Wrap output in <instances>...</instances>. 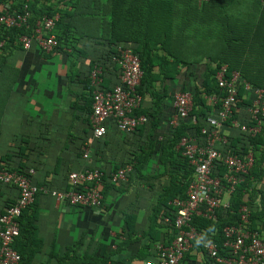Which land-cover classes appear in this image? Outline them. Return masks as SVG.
Segmentation results:
<instances>
[{
    "label": "crops",
    "instance_id": "crops-1",
    "mask_svg": "<svg viewBox=\"0 0 264 264\" xmlns=\"http://www.w3.org/2000/svg\"><path fill=\"white\" fill-rule=\"evenodd\" d=\"M8 2L17 4L20 0ZM163 8L153 15L149 28L160 35L167 33L168 63L174 56L189 64L186 67L178 62L172 77L159 76L152 84L153 91L161 96L157 100L158 122L152 132L157 142L170 133L169 120L174 112L171 96L182 88L193 91L199 87L206 65L231 66L264 89V7L258 0H209L201 5L196 0H165ZM129 43L120 44L132 48ZM156 48L157 54L163 53L158 45ZM1 52L16 74L10 79V90L0 93V167L9 169L23 161L32 169V181L47 189L63 190L68 189L64 179L67 169L119 163L122 157H92L94 138L85 123L88 93L73 76L87 71L89 54L69 58L60 50L45 56L35 45L23 50L19 44ZM153 71L157 72L156 66ZM116 73L107 71V85L116 81ZM154 108L152 96L143 92L140 109ZM111 130L109 127L107 133ZM219 130L231 137L237 134V129L226 123ZM83 145L88 149L86 158L81 157ZM262 166L264 170V163ZM161 170L153 153L140 172L155 186L157 181H164ZM138 178L131 174L125 186L108 190L98 207L69 205L39 191L34 208L42 244L30 264H62L59 258L71 253L92 257L99 264H142L145 259H155L153 245L167 243L172 230L163 219L152 221L160 191L148 188ZM255 187L259 188L254 197L258 209L264 197V175ZM16 194L13 186L0 183V207L12 202ZM126 214L130 215L131 230L125 223ZM254 228L264 240V220L255 221ZM205 261L200 245L192 242L176 264Z\"/></svg>",
    "mask_w": 264,
    "mask_h": 264
},
{
    "label": "built area",
    "instance_id": "built-area-1",
    "mask_svg": "<svg viewBox=\"0 0 264 264\" xmlns=\"http://www.w3.org/2000/svg\"><path fill=\"white\" fill-rule=\"evenodd\" d=\"M207 1L196 0L199 5ZM258 1L264 7V0ZM11 5L17 4L7 2L0 7V25L4 27H18L30 15L25 3L15 9ZM56 19L57 14L36 18L31 31L18 36L20 47L26 50L35 45L43 53L52 52L56 46L52 32ZM112 61L117 72L114 83L105 87L102 85V71L97 65H93L87 73L91 88L88 120L94 139L103 137L110 125L126 133L146 121L144 114L134 111L140 107L142 98L136 92L142 74L138 56L131 47L118 44ZM212 66V77L219 95H203L212 113L205 117L204 125L199 129V139L182 136L175 146L192 167V176L184 196H177L170 201L174 208L172 220L167 216L161 217L170 225L172 237L167 243L156 242L153 245L156 258L145 259L142 264H176L190 249L193 241L199 242L205 264H264V240L258 229L249 226L250 209L246 204L238 208L236 223L224 225L220 229V251L212 239L200 240L201 230L191 224L193 216L215 221L216 210L228 206L230 194L252 164L251 151L247 150L242 154L234 152V148L228 145L229 136L219 130L220 125L226 123L237 129L238 133L252 137L259 133L264 123V89L252 86L237 71L229 70L223 63ZM239 88L242 90L240 99L237 96ZM191 106V94L188 90L173 93L171 107L174 112L169 120L170 127H176L180 120L188 118ZM80 152L81 157H88V149L84 145ZM217 163L224 169L220 176L211 173ZM130 171L129 164L117 166L108 173L107 181L113 184L124 182ZM31 174V168L17 172L0 167V183L13 186L17 193L10 204L0 209V264H18L19 254L13 248L14 238L18 233L17 218L33 202L38 191L47 192L56 201L69 205L98 207L102 204L103 174L98 167L68 171V189L62 191L36 186L31 182ZM210 233L216 235V229Z\"/></svg>",
    "mask_w": 264,
    "mask_h": 264
},
{
    "label": "trees",
    "instance_id": "trees-1",
    "mask_svg": "<svg viewBox=\"0 0 264 264\" xmlns=\"http://www.w3.org/2000/svg\"><path fill=\"white\" fill-rule=\"evenodd\" d=\"M8 1L0 0V7ZM22 3L26 4V9L30 13L25 23L18 27H4L0 25V41H2L0 44V93L6 94L10 90V79H13L16 74V70L4 62L1 50L19 44L17 40L18 36L29 33L35 19L41 15L52 16L53 14H57V19L52 29L56 46L49 53H43L39 50L42 54L49 56L53 52L60 50L65 52L69 58L75 56L83 58L89 54V68L87 71L85 73H74L73 75L76 78L75 81L79 82L87 90L88 97L85 99L88 101L87 116L90 113L91 103V88L87 77L89 69L93 65L99 66L102 71V85L104 87L107 86V82H105L107 71L114 70L116 72L115 64L112 61L115 47L120 43L130 42L133 52L138 56L142 72L136 92L141 96L143 92H148L153 98L155 108L152 110H144L140 109V107L135 109V113L145 115L146 121L130 132H120L114 126H108V128L112 129L110 134L106 130L103 137L94 139L92 157L97 155L99 157L104 156L105 159L107 157H122L119 159L118 164L98 167L103 174L101 178L102 196L110 189L125 186L131 174L137 175L141 178L140 182H143L145 186L151 189L155 187L160 191L154 203L152 221H162V215L167 216L171 221L174 208L170 204V201L177 196H184L187 183L192 176V167L187 163L186 158L181 155L180 149L175 148V146L182 136H194L199 139V129L204 125L205 117L212 113L211 107L206 104L203 95L209 93L219 95L212 77L214 67L206 65L205 75L199 87L196 86L193 91L188 90L192 100L188 118L180 120L176 127H171L169 136L164 141L157 142L152 138V132L158 122V117L156 116L157 100L161 96L153 91L152 84L159 76L163 78L172 77L176 72L175 68L178 62L184 64L186 67L189 64L174 56H172V60L168 63L166 56H171V54L165 48L167 33H161L160 35L149 28L148 23L153 18V15L160 10L159 8L161 10L164 9L165 0H56L55 3H51L49 0H20L16 6L11 5V8H20ZM157 45L163 51L162 54H157L156 51L159 50L156 48ZM218 64L215 63V65ZM155 66L157 67L156 73L153 71ZM227 67L229 70H232L231 66ZM251 81L248 82L252 86L258 87L256 82L252 81L251 83ZM181 90L187 89L182 88ZM241 95L242 90L239 88L237 92L239 99ZM75 104L73 103L72 107ZM240 120L244 121L243 119ZM85 123L89 126V120H86ZM228 140V145L234 148L233 151L236 153L242 154L250 150L252 164L247 172L242 175V180L230 194L228 206L216 210L215 221L195 216L191 219V224L198 230H201L200 240L212 239L216 242L219 251L222 248L219 235L220 229L224 225L234 224L238 221V208L240 205L246 204L250 209V228H254L255 221L264 220V197H261L258 209L254 205V197L258 192L256 191L258 187L256 188L255 185L261 176L264 175L262 166L264 163V123L259 133L252 137L237 132L235 136H229ZM111 152L112 154H110ZM153 153L158 157L159 165L162 168L161 175L164 177V181L162 183L157 181L155 186L149 183L147 176L142 175L140 172L145 162H147ZM124 164L131 166V171L127 174L126 180L115 184L107 181L108 173L117 166ZM28 168L30 167L22 161L9 169L24 172ZM223 170V166L217 163L211 173L212 175L220 176ZM68 171L70 170L67 169L65 171L64 179H66ZM31 177L30 175V179ZM31 182L39 186L38 183L32 180ZM63 190H66V188ZM10 203H6L0 209H3ZM36 214L33 200L27 208L21 211L17 218L18 233L14 238L13 248L19 254L18 264H30L42 244L37 234ZM129 218L130 215L126 214L125 223L128 230H131V225L128 222ZM214 229H216V235H210V232ZM194 243L199 244L198 241H193ZM75 262L99 264L92 257L85 255L77 256L72 253L70 255L65 254L59 258V263L62 264Z\"/></svg>",
    "mask_w": 264,
    "mask_h": 264
}]
</instances>
